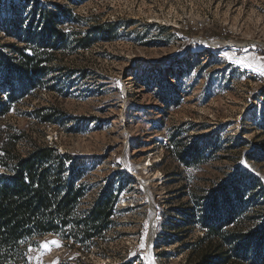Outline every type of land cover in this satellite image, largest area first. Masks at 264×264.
<instances>
[{
	"label": "rangeland",
	"instance_id": "obj_1",
	"mask_svg": "<svg viewBox=\"0 0 264 264\" xmlns=\"http://www.w3.org/2000/svg\"><path fill=\"white\" fill-rule=\"evenodd\" d=\"M36 5L64 6L60 27L93 42L58 53L61 70L11 103L0 60V141L72 153L81 210L102 197L113 209L89 251L48 234L29 244L30 263L195 264L207 216L230 219L223 230L237 236L262 233L264 0H0V54L16 56L23 42L4 29ZM52 240L61 246L46 249Z\"/></svg>",
	"mask_w": 264,
	"mask_h": 264
},
{
	"label": "trees",
	"instance_id": "obj_2",
	"mask_svg": "<svg viewBox=\"0 0 264 264\" xmlns=\"http://www.w3.org/2000/svg\"><path fill=\"white\" fill-rule=\"evenodd\" d=\"M58 7L56 10L36 5L25 17L18 15L12 19L11 28L4 29L23 42L11 45L16 56L0 54L5 63L2 76L11 88L10 103L18 99V93L24 95L40 89L43 79L54 69L61 70L58 53L91 46L93 41L87 36L70 39L71 33L60 27L69 11ZM8 105L0 104V115L9 111ZM53 119L45 118L50 122ZM17 139L12 133L0 141V168L5 169L0 175V264H31L29 244L48 234L72 239L85 252L89 251L94 238L110 224L113 200L102 197L96 205L82 211L85 187L76 184L79 163L74 161L73 154L47 144L35 145L22 155L15 147ZM170 141L176 143V135ZM190 151H178L179 159L186 165L195 162ZM205 223V235L192 244L194 249L201 250L195 264H230L232 259L237 264H264V246L260 243L254 248L255 236L264 237V231L237 236L223 230L230 219L221 216H207ZM216 238L220 240V252L214 256L212 242ZM77 260L83 264L81 258Z\"/></svg>",
	"mask_w": 264,
	"mask_h": 264
},
{
	"label": "snow or ice",
	"instance_id": "obj_3",
	"mask_svg": "<svg viewBox=\"0 0 264 264\" xmlns=\"http://www.w3.org/2000/svg\"><path fill=\"white\" fill-rule=\"evenodd\" d=\"M51 244H55L56 246H61V244H60V242L58 241V240H52V241H45V243H44V247L46 248V249H48V250H50V245Z\"/></svg>",
	"mask_w": 264,
	"mask_h": 264
},
{
	"label": "bare ground",
	"instance_id": "obj_4",
	"mask_svg": "<svg viewBox=\"0 0 264 264\" xmlns=\"http://www.w3.org/2000/svg\"><path fill=\"white\" fill-rule=\"evenodd\" d=\"M158 177V174L156 175V177L155 178H157Z\"/></svg>",
	"mask_w": 264,
	"mask_h": 264
}]
</instances>
